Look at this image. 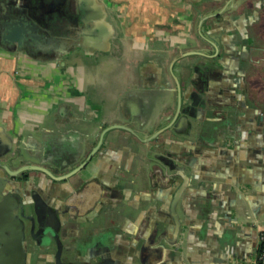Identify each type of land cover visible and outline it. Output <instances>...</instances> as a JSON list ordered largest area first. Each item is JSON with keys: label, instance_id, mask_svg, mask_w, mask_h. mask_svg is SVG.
I'll use <instances>...</instances> for the list:
<instances>
[{"label": "crops", "instance_id": "obj_1", "mask_svg": "<svg viewBox=\"0 0 264 264\" xmlns=\"http://www.w3.org/2000/svg\"><path fill=\"white\" fill-rule=\"evenodd\" d=\"M22 1L0 0V151L10 142L0 162L20 151L59 174L69 165L53 166L45 143L74 141L86 154L102 128L124 125L105 132L82 176L127 179L126 204L91 210L93 185H42L48 204L65 206L62 243L86 251L106 238L121 264H254L264 229V0H94L106 11L103 46L52 55L31 53L4 27ZM203 63L215 73L198 90L190 68ZM105 66L114 73L102 79ZM189 84L199 98L182 118ZM164 157L175 159L168 174ZM44 257L28 262L53 264Z\"/></svg>", "mask_w": 264, "mask_h": 264}, {"label": "flooded vegetation", "instance_id": "obj_2", "mask_svg": "<svg viewBox=\"0 0 264 264\" xmlns=\"http://www.w3.org/2000/svg\"><path fill=\"white\" fill-rule=\"evenodd\" d=\"M22 11L18 12L11 23H5L4 27L10 29L13 26L10 36L31 53L51 54V51L55 50L72 52L78 47H83L85 51L90 52L96 47L103 46L97 39L99 20L88 9L86 0H24ZM64 33L66 38L62 37ZM3 40L8 42L7 39ZM52 53L57 55V52ZM190 71V80L198 90H204L205 82L215 73V70L205 63L192 66ZM192 86L189 84L188 88L191 91L184 93V96L190 93L191 101L184 104V99L181 98L182 116L191 115L199 98L195 89H191ZM100 135L93 148L86 154L82 153L80 145L74 141L68 143V141L52 139L44 144L43 153L45 152L53 166L64 168L69 165L67 170L59 174H56L53 168L50 169L56 175H62L85 162L76 173L65 179H53L39 170L21 169L24 166L39 164L24 160L20 151L14 152L8 160L0 162V264H29L28 258H35L42 252L46 257L42 263L49 257L48 260H51L53 264H78V261L81 264H121L120 249L116 246L112 248L108 243L105 244L107 239L103 237L95 240L92 247L87 245L86 251H82L77 241H70L64 245L58 233V225L62 221V215L66 214V210H63L65 206L61 210L54 203L48 204V199L40 192L42 185L54 190L57 188L56 181H67L70 184H76V188L81 190L80 193H84V189L93 185L96 194L89 195L90 197L85 196L88 197L89 202L85 207L91 210L98 204L113 208H120L124 205L123 203L126 204V201L128 202L127 179L123 181L125 185L119 178L108 180L104 177L96 182L86 180L84 183L85 177L83 178L82 175L85 172L82 174V171L90 165L94 155H101L102 149H105L104 136L100 140ZM9 144L10 142L5 143L0 153L8 150ZM91 151L93 153L89 156ZM164 158L162 163L168 167V169L165 168V173L168 174V170L171 171L174 168L175 159ZM73 160L76 162L71 165L69 162ZM34 171L46 175L47 181L35 179L32 174ZM76 176L77 181H72V178ZM129 253L128 251V255Z\"/></svg>", "mask_w": 264, "mask_h": 264}, {"label": "water", "instance_id": "obj_3", "mask_svg": "<svg viewBox=\"0 0 264 264\" xmlns=\"http://www.w3.org/2000/svg\"><path fill=\"white\" fill-rule=\"evenodd\" d=\"M97 3L103 8L101 2H97ZM94 4H95V1L94 0H86L87 7H91L92 12H95V14L98 17L97 18L99 20L98 28L100 29V33L102 35H104V39H107V36L109 35V31H108V28H107L108 27L107 26V22H106L107 19L105 18V15H104V14H106V11L104 10V8L103 9H101L100 7L98 8V6L96 7ZM177 82H178V79H177ZM179 86H180V84H179ZM180 110H181V98H180V94H179L178 105H177V112H179ZM185 117H186V115L184 114L182 116V118H185ZM116 127H124V125H121V124H118V123H113V124L107 125L106 127L103 128V130L101 132L100 140H102L105 132L108 129L116 128ZM161 130L162 129L157 130L153 134V137H155L157 134H159ZM92 153H93V151H91V153L89 154V156ZM84 163L85 162L80 163L79 165L73 167L72 169H70L69 171H67L66 173H64L62 175H56L50 169H48L47 167L42 166V165H28V166L22 167L21 169H28L29 168V169H32V170H39V171H42V172L46 173L47 175H49L53 179L60 180V179H65V178L69 177L70 175H73L74 173H76L84 165Z\"/></svg>", "mask_w": 264, "mask_h": 264}, {"label": "built area", "instance_id": "obj_4", "mask_svg": "<svg viewBox=\"0 0 264 264\" xmlns=\"http://www.w3.org/2000/svg\"><path fill=\"white\" fill-rule=\"evenodd\" d=\"M264 240V229H262L260 232H259V239H258V244ZM264 258V251H261V252H258V250H256V256H255V259H254V264H258V260H263Z\"/></svg>", "mask_w": 264, "mask_h": 264}, {"label": "rangeland", "instance_id": "obj_5", "mask_svg": "<svg viewBox=\"0 0 264 264\" xmlns=\"http://www.w3.org/2000/svg\"><path fill=\"white\" fill-rule=\"evenodd\" d=\"M119 62V61H118ZM113 68V67H112ZM112 68L109 66V67H107V66H105L104 68H102V79H106V78H108L109 76L111 77L112 76V74L114 73L113 71H112ZM103 69H105V71L103 70ZM132 209V207H130L129 208V210H131Z\"/></svg>", "mask_w": 264, "mask_h": 264}, {"label": "trees", "instance_id": "obj_6", "mask_svg": "<svg viewBox=\"0 0 264 264\" xmlns=\"http://www.w3.org/2000/svg\"><path fill=\"white\" fill-rule=\"evenodd\" d=\"M257 250H258V252L264 251V240H262V241L258 244V246H257ZM258 264H264V258H263L262 261H261V260H258Z\"/></svg>", "mask_w": 264, "mask_h": 264}]
</instances>
